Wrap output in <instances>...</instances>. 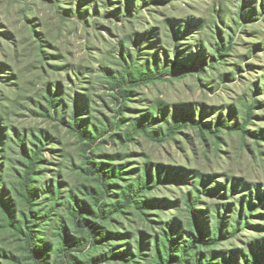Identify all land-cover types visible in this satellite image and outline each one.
<instances>
[{"label":"rangeland","instance_id":"rangeland-1","mask_svg":"<svg viewBox=\"0 0 264 264\" xmlns=\"http://www.w3.org/2000/svg\"><path fill=\"white\" fill-rule=\"evenodd\" d=\"M219 44L232 48L223 58L216 55ZM126 63L150 70L173 63L196 68L126 85L128 98L122 99L108 76L121 73ZM263 74L264 0H0V199L12 206L11 221L0 207V252L6 254L0 264H32L17 223L24 232L35 231L49 264H59V224L73 241L88 238L71 214L75 200L94 211L96 198L114 202L126 179L135 178L144 164L164 171L162 183L147 196L160 207L149 212L150 218L134 208L105 221L88 217L113 235L99 248L74 252L77 264L104 253L136 254L140 240L149 256L160 224L174 217L187 224L183 201L196 175L264 186V132L256 135L264 131ZM50 95L57 96L55 105ZM246 100L260 104L246 134L212 132L218 120L242 122ZM77 108L88 131L106 132L91 145L70 128ZM184 114L212 131L190 126L164 142L142 133L124 137L140 123L160 133L166 120ZM120 120L124 124L115 128ZM40 147L36 202L28 206L19 180L25 153ZM100 164L124 166L127 175L107 181L112 187L106 188L96 172ZM201 196L200 210L227 201V196ZM263 237L264 230L246 226L244 234L218 250L239 248L246 254V244Z\"/></svg>","mask_w":264,"mask_h":264},{"label":"trees","instance_id":"trees-1","mask_svg":"<svg viewBox=\"0 0 264 264\" xmlns=\"http://www.w3.org/2000/svg\"><path fill=\"white\" fill-rule=\"evenodd\" d=\"M240 18L243 19V14ZM231 49L230 47L226 48L224 44H219L215 48L216 55L218 58H223L225 53H229ZM194 68L196 67H190L187 64L173 63V65L163 69L155 67L150 70L142 66L126 63L121 73L108 76V82L113 90L120 91L122 99H127L129 93L124 88L126 85H146L160 81L167 75L189 72ZM261 80L264 81V74L261 75ZM48 101L51 105H55L58 101L57 96L50 95ZM259 105L257 101L246 100L242 122L228 125L226 121L218 120L215 125V131H212V128H208L207 124L205 125L202 121L197 122L193 116L184 114L181 117L177 115L172 120H166L167 127L164 131L160 130V133L154 130L150 124L140 123L132 125L124 137L129 140L134 135L142 133L154 141L164 142L178 134L180 130L190 126H197L200 130L207 129L215 134L220 133L221 129L246 134V128L252 122L254 110ZM80 108L82 109L83 107L81 106ZM80 108H77L74 113L70 128L80 139L91 145L104 136L106 132L95 127L88 131L83 124L84 120L81 118ZM123 124L124 122L120 120L115 124V128H121ZM2 132L3 127L0 122V139ZM263 132L261 130L256 135L261 138L263 137ZM42 152L43 149L41 147L30 153L24 152L26 166L20 177L19 186L20 195L28 206L34 205L36 202V191L33 185L41 167ZM97 167L96 172L104 179L106 188L112 187L107 181L123 179V175H127L124 166L112 167L108 164H100ZM168 176L169 174L167 173ZM163 179L164 171L159 167L156 168L155 166L144 164L138 170L135 178L126 179L127 184L120 188L114 202L106 204L96 198L98 206L97 210L94 211L90 206L80 205L75 200V206L71 208V214L76 219V225L83 226L88 230V238L85 241H73L68 237L67 227L59 224L58 229L62 243L59 249V264H77L74 252H83L88 246L99 248L103 242L111 239L112 233L105 230L103 232V229L88 217L92 216L95 219L105 221L110 220L117 214L123 215L126 210L134 208L147 216V218H150L151 214L149 212L152 209L159 208L160 203L155 198H147V196L157 188L158 184L162 183ZM191 183L193 190L187 193L183 201L188 218L187 224L182 225V222L177 217L160 224L163 227L151 241L152 249L149 256L144 255V240H140L136 254L129 255L126 252H112L109 257L108 254L104 253L93 257L91 262L86 264H103L110 259H119L129 264H264V237L249 241L246 244L248 252L246 254L244 250L239 248H233L228 251L218 250L223 242L232 241L238 235L244 234L246 226L264 230V224H252L254 219H264V212H260L264 209V186L235 182L234 179L218 182L213 176L205 175H196ZM214 183L215 185H213ZM106 192L110 193V190ZM202 194L219 197L227 196V201L215 204L209 211L208 209L200 210L198 206L203 203L201 201ZM235 195H239L238 200L234 198ZM103 197L104 194L101 198ZM175 203L177 204L178 201ZM0 207L9 217V221H11V204L1 198ZM148 221L153 224L157 223L155 220ZM14 227L16 230L25 233L27 251L32 264H49L45 257L44 248L38 245L35 231L28 228L24 232L20 223H17ZM121 237L123 236L121 235ZM144 256L146 258H143ZM0 257L4 258L6 254L0 252Z\"/></svg>","mask_w":264,"mask_h":264}]
</instances>
